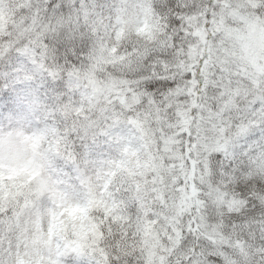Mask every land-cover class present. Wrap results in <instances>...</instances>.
Instances as JSON below:
<instances>
[{"label": "snow or ice", "instance_id": "snow-or-ice-1", "mask_svg": "<svg viewBox=\"0 0 264 264\" xmlns=\"http://www.w3.org/2000/svg\"><path fill=\"white\" fill-rule=\"evenodd\" d=\"M0 264H264V0H0Z\"/></svg>", "mask_w": 264, "mask_h": 264}, {"label": "rangeland", "instance_id": "rangeland-1", "mask_svg": "<svg viewBox=\"0 0 264 264\" xmlns=\"http://www.w3.org/2000/svg\"><path fill=\"white\" fill-rule=\"evenodd\" d=\"M48 247H49V245L46 244V245H45V248H48Z\"/></svg>", "mask_w": 264, "mask_h": 264}]
</instances>
